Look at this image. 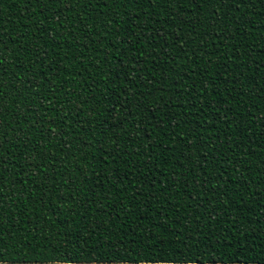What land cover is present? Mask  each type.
<instances>
[{
  "label": "trees",
  "instance_id": "16d2710c",
  "mask_svg": "<svg viewBox=\"0 0 264 264\" xmlns=\"http://www.w3.org/2000/svg\"><path fill=\"white\" fill-rule=\"evenodd\" d=\"M0 264H264V0H0Z\"/></svg>",
  "mask_w": 264,
  "mask_h": 264
}]
</instances>
